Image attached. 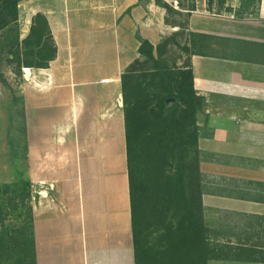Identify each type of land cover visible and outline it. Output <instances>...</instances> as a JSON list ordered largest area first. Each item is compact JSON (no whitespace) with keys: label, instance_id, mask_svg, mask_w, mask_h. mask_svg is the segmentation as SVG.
I'll return each mask as SVG.
<instances>
[{"label":"crops","instance_id":"1","mask_svg":"<svg viewBox=\"0 0 264 264\" xmlns=\"http://www.w3.org/2000/svg\"><path fill=\"white\" fill-rule=\"evenodd\" d=\"M252 5L242 18L196 5L186 30L210 37L209 55L190 57L206 99L197 117L204 223L214 244L259 259L215 264H264V0ZM38 14L57 53L47 69H30L42 124L32 180L55 181L32 205L36 264H134L120 77L138 58V37L157 47L180 30L152 1L24 0L20 40ZM50 152L56 170L44 176Z\"/></svg>","mask_w":264,"mask_h":264},{"label":"trees","instance_id":"2","mask_svg":"<svg viewBox=\"0 0 264 264\" xmlns=\"http://www.w3.org/2000/svg\"><path fill=\"white\" fill-rule=\"evenodd\" d=\"M23 1L0 0V60L7 57V63L24 70L47 69L57 53L48 22L36 15L28 36L20 40L18 5ZM175 1L177 10L161 0L156 5L166 11V24L180 31L157 47L138 37V58L120 77L134 264L259 262L214 244V233L204 223L207 184L200 171L197 117L206 99L194 89L190 57L209 55L210 37L186 32L195 0ZM215 1L219 9L226 4ZM255 1L260 2L247 0L241 7H253ZM213 4L205 2L209 13ZM174 48L185 56L179 68L167 57ZM30 193L29 182L0 185V264H36Z\"/></svg>","mask_w":264,"mask_h":264},{"label":"rangeland","instance_id":"3","mask_svg":"<svg viewBox=\"0 0 264 264\" xmlns=\"http://www.w3.org/2000/svg\"><path fill=\"white\" fill-rule=\"evenodd\" d=\"M150 1L156 5V0ZM161 1L176 10L178 9L175 0ZM245 1L247 0H226V4L222 9H219L214 0L211 12L241 18L253 10L251 7H245L244 9L241 7V5H246ZM205 2L206 0H195L197 10L203 11ZM182 4L188 6L189 2L182 1ZM173 18L178 22L182 21L177 17ZM167 57L170 65L177 68L181 67L182 62L185 60L184 58L179 60L180 52L177 48H174L173 52ZM6 59L7 57H2V60H0V185H16L22 181L29 182L32 207L43 197L42 193L44 191L54 189L55 181L53 179L50 182L47 180H40V182L32 180L34 173H32L33 168L31 165V148L41 139L38 136V131L42 127L41 118L37 120V117L31 113L29 99L31 77H29V80L25 79L29 73L28 68L25 70L23 68L19 69L16 62L14 63L10 57H8V60L13 63H7ZM47 154L51 155L52 152L45 153V157L40 162V165L44 167L40 169V173L44 176H47L46 172L43 173L44 171H49L50 175H54L56 170L53 163L46 157ZM47 165L50 168H46ZM208 264L215 263L211 261Z\"/></svg>","mask_w":264,"mask_h":264}]
</instances>
